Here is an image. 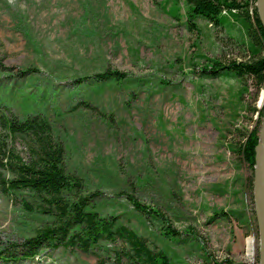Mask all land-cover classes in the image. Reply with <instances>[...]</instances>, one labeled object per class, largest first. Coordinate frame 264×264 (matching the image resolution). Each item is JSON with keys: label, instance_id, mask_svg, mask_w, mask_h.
<instances>
[{"label": "rangeland", "instance_id": "1", "mask_svg": "<svg viewBox=\"0 0 264 264\" xmlns=\"http://www.w3.org/2000/svg\"><path fill=\"white\" fill-rule=\"evenodd\" d=\"M193 24L185 0H0V101L20 118L46 115L67 171L98 193L95 210L173 264H260L254 172L236 144L258 121L252 109L263 108L264 87L257 92L229 72L203 77L206 63L242 59L249 40L231 19L221 29L202 17ZM108 68L128 78L76 83ZM7 145L28 160L27 140ZM0 175L11 176L1 167ZM124 194L160 209L180 237ZM42 209L31 193L8 194L0 183V245L49 224ZM127 248L121 239L90 252L43 248L0 264H113Z\"/></svg>", "mask_w": 264, "mask_h": 264}, {"label": "trees", "instance_id": "2", "mask_svg": "<svg viewBox=\"0 0 264 264\" xmlns=\"http://www.w3.org/2000/svg\"><path fill=\"white\" fill-rule=\"evenodd\" d=\"M185 1L191 28L196 29L193 20L197 17H202L217 29L231 19L243 25L249 40L242 59L223 57L222 61L213 60L211 64L202 65V76L216 78L229 72L244 85L251 82L259 92L264 87V26L259 17L257 0ZM34 72V69L27 70L19 75L25 77ZM127 78L124 72L108 68L103 73L78 79L76 83L90 80L99 85L111 82L121 84ZM252 111L257 112L258 121L251 130L240 132L236 151L254 172L264 106ZM17 138L28 141V160L8 148L7 142ZM65 163L66 148L54 137L52 124L46 115L34 112L20 118L0 101V167L11 175L9 178L0 175L1 188L8 194L20 191L31 193L43 208L42 213L51 218L49 224L38 229L34 236L20 243L0 245V261L33 259L43 248H79L90 252L103 242L121 239L128 248L117 255L113 264H173L166 252L152 248L144 237L119 223L116 217L101 216L93 205L98 193L84 192L83 180L69 173ZM253 182L254 178L250 180V185ZM124 196L139 213L161 222L168 236L180 237L175 229H171L160 209L144 205L132 195ZM25 205L28 206L27 203Z\"/></svg>", "mask_w": 264, "mask_h": 264}, {"label": "water", "instance_id": "3", "mask_svg": "<svg viewBox=\"0 0 264 264\" xmlns=\"http://www.w3.org/2000/svg\"><path fill=\"white\" fill-rule=\"evenodd\" d=\"M256 5L258 8L260 20L264 26V0H257ZM253 187L258 206L259 220L261 224L260 264H264V116L261 124L259 143L256 148V165L254 170Z\"/></svg>", "mask_w": 264, "mask_h": 264}, {"label": "bare ground", "instance_id": "4", "mask_svg": "<svg viewBox=\"0 0 264 264\" xmlns=\"http://www.w3.org/2000/svg\"><path fill=\"white\" fill-rule=\"evenodd\" d=\"M252 245H253V240L249 239L248 240V252H249V255L252 254Z\"/></svg>", "mask_w": 264, "mask_h": 264}]
</instances>
